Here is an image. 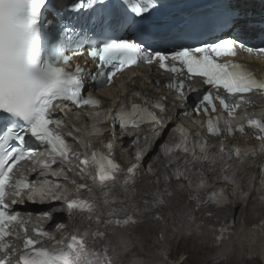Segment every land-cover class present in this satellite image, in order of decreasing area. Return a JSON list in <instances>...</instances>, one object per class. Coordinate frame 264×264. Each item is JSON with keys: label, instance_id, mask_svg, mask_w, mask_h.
<instances>
[{"label": "snow or ice", "instance_id": "6c2138e0", "mask_svg": "<svg viewBox=\"0 0 264 264\" xmlns=\"http://www.w3.org/2000/svg\"><path fill=\"white\" fill-rule=\"evenodd\" d=\"M93 34L106 38L94 39ZM248 37L258 39L259 44L250 45ZM85 50L99 61L94 72L79 64L73 70L65 67ZM238 50L264 55V17L254 19L235 0H212L200 5L183 0H73L62 8L52 0H0V264H11L13 257H17V264H112L106 247L95 249L91 245L115 234L117 228L130 230L146 214L162 219L154 209L163 205L166 195H171L167 186L147 196L139 193L136 185L141 166L137 161L124 168L118 162L114 132L108 140L89 139L81 145L82 152H74L65 135L57 131L64 125L67 113L55 101L71 102L80 108L99 107L100 99L85 91L87 81L94 88L109 86L128 67L141 62L158 63L176 76L201 77L216 90L215 96L212 91L200 96L194 108L197 113L201 109L207 113L208 106L215 112L218 100L234 117L237 109L248 103L244 94H264V79H257L247 65L232 59L221 62L222 57H235ZM166 87L181 96L186 87L190 88L183 80L169 81ZM221 90L237 96L239 102L230 105L218 94ZM131 96L142 103L131 97L122 100L113 128L116 123L122 129H139L145 123L163 125L156 110L167 113L166 97L149 98L139 92ZM183 107L187 115V105ZM247 126L257 129L260 135L256 138L264 141V121L249 118ZM207 127L211 134L220 135L218 118L209 117ZM244 129V124L238 129L230 124L227 127L229 134ZM173 130L180 131L183 139L175 146L163 143L165 155L174 151L190 153L192 159L182 161L185 166L211 158L210 152L198 156L189 130L182 125ZM67 136L72 137V132ZM32 141L49 150L51 164L41 162V168L49 169L57 158L62 163L79 160L80 180L90 181H71L76 193L65 201L69 217L83 214L90 223L83 232L73 225L70 241L57 248L36 247L40 241L27 236V222L13 210L14 205L24 202L26 193L27 200L35 202L31 194L34 183L17 167L21 161L35 160L38 149L31 146ZM96 143L101 147H94ZM228 201V193L218 188L208 196L198 197L197 205L221 206ZM254 201L264 207V164ZM49 216L44 213V218ZM14 226L25 232L22 251L7 240L14 235L19 238ZM35 232L37 236L49 235L41 229Z\"/></svg>", "mask_w": 264, "mask_h": 264}, {"label": "bare ground", "instance_id": "6f19581e", "mask_svg": "<svg viewBox=\"0 0 264 264\" xmlns=\"http://www.w3.org/2000/svg\"><path fill=\"white\" fill-rule=\"evenodd\" d=\"M137 189L145 196L160 190L155 186H137ZM139 198L138 195L136 199ZM164 201L160 208L154 209L162 219H153L151 213L146 214L130 230L117 228L115 234L91 246L95 249L106 247L112 257V264H185L186 259L174 260L172 248L190 234L191 238L186 239L189 240L186 244L190 248L197 247L202 263H212L222 258L226 259L227 264H244L250 258L264 261V208L257 206L254 197L247 205L234 202L221 210L208 207L206 214L192 213L190 205L187 206L185 200L175 194L166 195ZM240 208L243 211L237 219L236 214ZM259 214L263 215L259 217ZM89 223L86 221L81 225L83 231ZM218 225H228V233L225 227L218 231ZM219 235H222L223 241L218 250L213 242ZM215 251L216 254L209 260L203 259Z\"/></svg>", "mask_w": 264, "mask_h": 264}, {"label": "rangeland", "instance_id": "374dc122", "mask_svg": "<svg viewBox=\"0 0 264 264\" xmlns=\"http://www.w3.org/2000/svg\"><path fill=\"white\" fill-rule=\"evenodd\" d=\"M242 211H243V209H239L237 211V214H236L237 219L240 218ZM185 237H186V239H189V238H191V235L187 234ZM186 239L181 240V241L177 242L176 244H174V248H172V251L174 252V254H173L174 260L186 259L185 264H227L225 258H222L223 260L218 259L216 261H212V263L211 262L202 263L201 255L198 252V250H196L197 247L196 246L194 247V245H191L189 243L192 247H194V248H190V246L186 244V241H189V240H186ZM215 254H216V251L210 252L203 259L205 261L209 260L210 257L214 256ZM244 264H264V263L259 258H257V259L256 258H250L247 261H245Z\"/></svg>", "mask_w": 264, "mask_h": 264}]
</instances>
